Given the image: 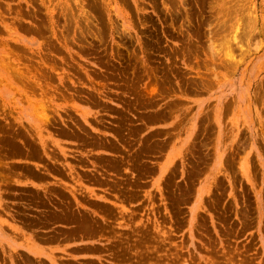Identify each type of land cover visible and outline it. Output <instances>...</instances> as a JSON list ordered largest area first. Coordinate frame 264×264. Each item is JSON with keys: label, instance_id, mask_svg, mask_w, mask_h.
Returning <instances> with one entry per match:
<instances>
[{"label": "rangeland", "instance_id": "374dc122", "mask_svg": "<svg viewBox=\"0 0 264 264\" xmlns=\"http://www.w3.org/2000/svg\"><path fill=\"white\" fill-rule=\"evenodd\" d=\"M0 264H264V0H0Z\"/></svg>", "mask_w": 264, "mask_h": 264}, {"label": "bare ground", "instance_id": "6f19581e", "mask_svg": "<svg viewBox=\"0 0 264 264\" xmlns=\"http://www.w3.org/2000/svg\"><path fill=\"white\" fill-rule=\"evenodd\" d=\"M71 1H72V0H71ZM64 3H65V2H64ZM65 6H66V5H65ZM72 7H73V6H71V8H72ZM110 7H111V6H110ZM69 13H70V12H69ZM70 14H71V13H70ZM70 16H71V15H70ZM1 66H2V65H1ZM29 88H30V87H29ZM39 89H40V88H39ZM36 98H37V97H36ZM40 98H41V97H40ZM29 102H32V101H29ZM37 105H38V104H37ZM44 108H45V106H44ZM36 110H37V109H36ZM36 110H35V111H36ZM44 110H45V109H44ZM35 111H34V112H35ZM46 111H47V110H46ZM41 112H42V111H41ZM36 113H37V112H36ZM38 114H39V113H38ZM38 114H37V115H38ZM44 114H45V111H44ZM39 115H40V114H39ZM41 115H42V113H41ZM1 121H2V120H1ZM34 131H35V130H34ZM11 133H13V132H11ZM35 133H36V132H35ZM35 142H36V141H35ZM29 146H30V145H29ZM22 147H23V146H22ZM36 153H37V152H36Z\"/></svg>", "mask_w": 264, "mask_h": 264}]
</instances>
